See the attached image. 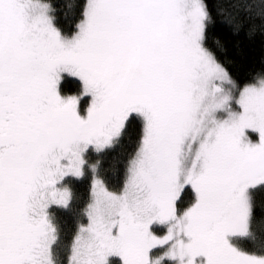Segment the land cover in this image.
Returning a JSON list of instances; mask_svg holds the SVG:
<instances>
[{
  "label": "snow or ice",
  "instance_id": "obj_1",
  "mask_svg": "<svg viewBox=\"0 0 264 264\" xmlns=\"http://www.w3.org/2000/svg\"><path fill=\"white\" fill-rule=\"evenodd\" d=\"M217 18L264 42V0H0V264H264V67Z\"/></svg>",
  "mask_w": 264,
  "mask_h": 264
},
{
  "label": "trees",
  "instance_id": "obj_2",
  "mask_svg": "<svg viewBox=\"0 0 264 264\" xmlns=\"http://www.w3.org/2000/svg\"><path fill=\"white\" fill-rule=\"evenodd\" d=\"M57 2L61 3L63 0H57ZM211 35L223 42L225 50L222 58L232 61V70L241 78L264 67V42L259 36L248 39L244 35H233L227 25L219 21V18L211 30ZM119 155V148L109 152L104 159V166L107 168L113 163L114 158H119ZM262 199L264 194H258L257 203L259 204ZM261 214V209L258 207L257 215Z\"/></svg>",
  "mask_w": 264,
  "mask_h": 264
}]
</instances>
